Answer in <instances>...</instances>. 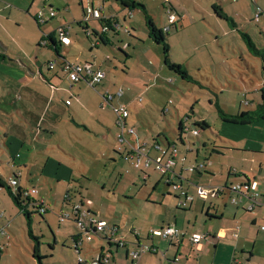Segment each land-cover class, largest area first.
<instances>
[{
  "label": "rangeland",
  "instance_id": "obj_1",
  "mask_svg": "<svg viewBox=\"0 0 264 264\" xmlns=\"http://www.w3.org/2000/svg\"><path fill=\"white\" fill-rule=\"evenodd\" d=\"M4 1L2 5H10L5 16L13 11L17 14L16 16H19L17 19L20 18L18 23L11 18L12 23L0 25V53L4 54L7 60L6 63H0V176L7 183L9 177L15 172L13 173L7 167V148L5 149L4 146L3 130L8 129L10 136L16 131L17 126H19L18 129H23L21 126H24L30 130L25 122L27 118H24L25 121L20 118L15 107L19 96L7 94L6 98L2 99L5 97L3 93H9L13 85L14 80L11 77H19L20 72L17 70L21 64L33 70L41 68V71L37 70V72L40 71V86L44 89L42 82L48 83L49 68L54 64L53 59L57 58V53L51 46L41 45L43 43L41 37L47 39L48 32L57 25L58 21H63L65 15L71 20L70 33L73 43L71 46L64 45L63 53L74 63L79 60L85 63V57L89 55L87 45H90V42L84 32L87 22L84 21L85 17L83 18L79 0L75 1L77 5H73V10L69 14H66L63 2L51 0L55 2V7L60 3V8L58 13L55 10L56 17L46 25L35 22L34 13L42 11L44 4L49 9L50 4L47 2L43 0ZM139 1L145 3L143 5L148 8V14L153 15L157 24L160 25L161 16H165L164 0ZM213 4L220 3L217 0H183L181 6V13L185 16L183 27H179L178 32L170 31L167 36L171 46V60L186 68L189 79H182L165 67L161 46L148 40L144 13L141 10H132L134 16L128 18L126 22L135 35L130 37L124 32L114 35L117 40L124 39V43H131V47L126 50L130 57L110 45L106 51L101 48L99 52L101 56L111 53L109 64L104 68L108 77L103 86L99 85L88 92L97 94L103 104L105 91L101 90L106 88V83L107 88L111 87L112 91L124 90L125 95L122 99H118L117 104L122 103L129 109L131 116L128 123L138 130V137L142 144H147V152L150 151L151 158L155 159L158 156V153L151 148V144L157 137L166 149L169 144H175L179 157L187 156V163L191 166L195 164L206 166L204 169L206 175L201 181L195 171L185 172V175H190L202 185L220 186L224 189L227 181L235 180V178H229L232 170L244 172L253 178L252 169H254L258 184L264 187V172L259 173L260 166L264 170V151L262 150L264 131L259 125L252 127L226 124L218 115V107L228 115H237L240 112L256 109L258 103L262 101L264 0H232L228 3L225 9L230 14V19L235 20L238 26L233 24L232 19L225 22L215 18ZM28 9H31V14H28ZM199 9H204L202 10L204 14L200 13ZM259 11L263 16L257 21L256 14ZM123 19L122 17L121 20ZM92 23L95 22H89L88 25ZM239 30L251 37L256 48L261 51L260 54L249 48ZM145 41L146 44H144ZM54 66V71L63 75L60 66L57 64ZM140 99L142 102H139ZM170 101H172L171 105H169ZM105 104L106 106L102 108L103 113L106 114L105 123L108 124L110 120L113 122L115 119L116 125V116L111 106L107 102ZM62 106L64 121L71 115H74L78 121L82 120L79 114L72 112L74 110L70 106L64 104ZM166 106L169 112L164 115L163 110ZM97 107L101 109L100 105ZM4 113L10 115L8 120L3 117ZM203 119L210 128L203 130L196 125ZM110 124L112 125L111 122ZM181 124L183 133L180 132ZM40 127L45 134L46 126ZM68 129L62 125L57 132L50 133L51 142L41 140L37 142V139L28 142L23 147V159L19 160L26 161L27 155L29 154V157L32 155L29 160L32 172L29 175L27 170L20 168L21 181L27 180L29 175L28 179H32L34 184L27 186L28 190L33 187L38 190L37 194H32L33 199L35 201L46 199L48 203H51L50 207L44 203L49 210L44 217L33 213L31 219L32 231L35 237L39 238L40 256L47 257L43 261L44 264H78L75 244L71 236L67 235L78 233L77 228L68 221L60 222L61 213L72 209L71 206L66 205V209L59 211V206L67 194L65 191L70 190L69 194L74 196L71 199L73 203L81 197L90 199L92 201L90 218L105 224L106 232L115 225L120 226L118 235L127 239L130 251L133 250L130 243L135 240V237L129 230L135 229L141 235V239H146L153 226L155 227L165 216L174 218L176 214L181 222L183 215H188L191 217L190 226H196V228H202L206 222H209L200 211L182 212L180 208L178 209L175 196H178L180 192L167 185V178L163 177L164 173L154 170V166L151 169L145 168L149 175L148 179H145L141 169H136L131 160L124 159L118 152L120 148L117 145L119 132L117 127L113 128L114 135H110L111 144L117 145L118 151L109 150L108 155L105 150L106 142L102 136L92 134L87 138L82 128ZM194 129L199 131L198 136L192 134ZM229 139L238 148L243 149L249 142L254 144L256 149L245 154L228 150L226 148L231 146L225 142ZM12 146L17 149L15 145ZM12 146L9 144V147ZM215 147L220 148V154L213 152ZM51 160L58 166L62 164L69 171V174L64 176H73L70 182L60 181V186L53 190L52 187L62 180L59 178L63 177V173L49 177L46 171L42 175V169L46 165L53 170ZM61 188L66 190L60 191ZM259 191L262 195L258 201L259 208H256L252 215L257 214L260 223L264 220V193L261 189ZM226 197L216 199L210 196L207 206L212 203L215 210L219 213L224 212L226 218L230 220H234L235 213H237L238 221L252 216L246 212L250 207L248 203L241 204L240 201L238 206H234ZM33 210L32 208L31 211ZM245 225L246 228H250L249 223L246 222ZM97 237L101 240L99 235L95 236ZM83 240L85 250L96 248L98 244L97 241L88 242L85 237ZM35 241L29 236L27 217L20 213L10 195L9 188L0 186V263L39 264L38 258L34 256ZM257 251V264H264L263 243L258 246Z\"/></svg>",
  "mask_w": 264,
  "mask_h": 264
},
{
  "label": "crops",
  "instance_id": "obj_2",
  "mask_svg": "<svg viewBox=\"0 0 264 264\" xmlns=\"http://www.w3.org/2000/svg\"><path fill=\"white\" fill-rule=\"evenodd\" d=\"M60 1L63 2L64 4L66 14H69V12L73 10L72 9L73 5H77L75 2L77 0H60ZM136 1L141 4H145L139 0H136ZM174 1L176 4L174 3ZM174 1L164 0L163 9H164L165 16L163 17L161 16L160 25L157 24L158 22L156 21V18L153 15L150 16L148 14L150 18L152 19V21L155 23V25L159 29H162L167 35L172 30H174L175 32H178L179 30L178 28L183 27V24L185 21L184 20L185 16L184 14L181 13L182 12L181 6L183 4V0H174ZM217 1L220 4L219 5L213 4L212 6L213 10H214V7L216 6V8L219 11H222L223 15L227 17V19L231 20L232 18L230 19V14L226 11L225 7L228 3H231L232 0H217ZM1 2L2 3L0 4V25H7L9 23H12V19L15 23H18L20 18L17 19L19 16H16L17 14H15L13 11H11L8 14V16H5L6 10L8 7H10V5L4 6L2 4H4L5 1L2 0ZM47 3L50 4L49 9L44 4L43 10H42L46 16H48L51 9H53L54 11L56 10L57 13L59 12L58 9L60 8L59 7L60 3H58L56 7H55L54 1L52 2L51 0H48ZM79 5L82 10L83 18L85 17V8L89 5L94 6L95 8L101 9V15H102V19L100 20L89 21V22H95V23H92L93 25L92 24L88 25L89 22L85 24L84 32L87 36L88 41L90 42V45H87L88 46L87 53L89 55L88 56L86 55L85 60H84L86 61L85 63L87 64L89 63L90 65H92L93 69L95 70H98V69L105 70L104 68L109 64L108 61L111 59V56H110L111 53H108L107 56L106 55L101 56L99 52L101 48L105 49L106 51L108 49V45L114 47L117 51H120L121 49L124 53H126L125 56L130 57L126 50L131 47V43H128V42L124 43L123 42L124 39H122L121 41L120 39L117 40L114 37V35L115 33H118V32L119 33L124 32L130 35V37L133 36L134 33L130 31V28H128L127 26L128 22H126L128 18H132L134 16L133 11H129L128 9L123 8L119 3H117L114 0H79ZM146 9H147V13H149V10L147 7ZM19 10L23 12L21 9ZM202 10L199 9L198 11L200 13H203ZM38 13L39 12L34 13V19H35V22L37 23L38 21L36 17ZM28 14H31V9H28ZM56 15L57 14L55 12V17ZM171 15H175L176 17L173 22L170 21ZM66 16L67 15L63 17V21L61 22L58 21L57 25L53 26L54 28L52 29L47 28V29H51L48 32V35L49 34L53 35L57 39L58 42H59V39L56 35V30L60 28H65V30L67 31L69 35L70 40H72L71 33H70L71 31L70 21L71 20L68 18V16L67 17ZM215 16H216L215 18H217L219 21H225L219 18L216 13H215ZM122 17L124 18L123 19L124 22L121 20ZM54 18H49V20L45 23V25L51 22ZM84 21H85V18H84ZM144 22L146 24V20H144ZM235 22L236 21L233 20V24L235 26H238V24ZM79 24H81V22ZM104 27H108L109 30L107 32H103ZM236 28L239 29L238 27ZM239 32L241 31L239 30ZM42 38L43 37H41V42L43 43L41 44L40 42L39 44L43 45L44 47L51 46V43H49L50 41L48 38L47 39H44V38L42 39ZM148 40L149 41L151 40L149 36H148ZM72 43L73 41H70V44L68 46H71ZM144 44H146V41L144 42ZM63 47H64L63 44H61L60 47L57 46V49L60 52V56L57 55V58L53 59L54 64L59 65L60 68L62 69L63 75H60L59 72L54 71L55 66L53 64L49 68L48 83L45 84L44 82H42L44 89H41V86H40L41 85V76H40L41 68L37 69V70H40L39 72H37V70H33V68L29 69L21 64V66L20 65L18 66L19 68L17 70L18 72H20V75H18L19 77H15V76L11 77L12 80H14V82L12 83L13 85L11 89L9 90V93L7 92L3 93V96L5 97H2V99H5L7 94H10L14 97L19 96L18 97L19 100L16 101V104H15L16 110H18L19 112L18 114L20 118H22L23 120L24 118H27L26 121L25 120L24 121L30 127V130L24 128V126H21L23 127V129H18L19 126L16 125L17 129L15 132L13 131L14 133L12 134V136L8 135V129L3 130L5 134V140H3L4 146H5V149L7 148L6 149L7 150L6 151V154H7L6 162L8 165L7 167L10 168L13 171V173L18 171L21 168V169L27 170V172L30 175L31 174L30 172H32L30 168L32 167L30 165L31 162L29 160L31 159L32 155H30L29 157V154H28L26 161H23V162L19 161L23 159L22 158L23 147H25V145L28 142H33L36 139H37V142L39 140L44 141V142H51L52 136L50 135V133H55V131L57 132L58 128L61 127L62 125L66 126L67 129L68 127L70 129L71 127L82 128V131L85 132L84 136L87 138L90 137L92 134H95L96 136H102L104 142H106L105 150H107L106 152L107 155L109 153L108 152L109 150L118 151L117 145H119V143L117 145L111 144V141H112L111 135H114L113 128L117 127L115 125V119L113 122L112 120H110L112 125L108 121H106L108 122V124H106L105 119H104L106 114L103 113L102 111V108L106 106L105 104L106 101H102L103 104H101L100 98L97 94H90L88 92V91H91L90 89H93V90L96 89L97 86L99 85L101 86L104 85V81L107 80V77H108L107 72H106L105 79L102 82H100L98 85H96L95 88L90 86L88 84V80L86 79L78 83H74V84L71 83L68 79L67 73L63 70V64L66 61L73 62V63L74 61L70 60L66 56V54L63 53L64 52ZM52 48L54 49V47ZM135 50H136V47H135ZM136 53L138 54L137 51ZM139 59L140 57L138 56V60ZM6 61L7 60L5 59L4 61H2V63H6ZM75 63L84 64L80 60ZM111 66L116 67L115 65H111ZM37 80H39V82H37ZM107 86L108 84L106 83L105 85L106 88H104L101 91L103 92L105 91L104 93L109 92V94H116V92L119 90L123 91V94L121 97L119 98L117 97L114 99L113 104L116 105L118 99H122L124 97L125 92L123 89L112 91L111 87L107 88ZM62 104L66 106L67 105L70 106L71 109L74 110L72 112L73 113L76 112L77 114H79L82 117V120L78 121V119H76L74 115H71L70 118L64 121L63 113H62L63 111ZM98 105L101 106V109L97 107ZM9 116L10 115L8 113L6 114L4 113L3 115V117L7 120L9 119L8 118ZM130 116H131V113H130ZM2 122L4 123L5 126H7L4 121ZM127 124L129 126H133L128 123V120H127ZM226 124H229V123H226ZM41 125H45L47 128V131L45 134H43L42 132L44 130H41V127H40ZM256 125H259L264 131V121ZM256 125H253V126H256ZM240 126H248V125H240ZM86 134L89 136H87ZM139 140L141 142L140 138ZM9 144L11 146L15 145V148L17 149H14L13 146L9 147ZM225 144L231 146V148H226V149L244 153V154L251 153L252 149H256V147H254V144H249V142L246 143V145H244L243 149L238 148L234 144V142H232L230 139L228 140V142H225ZM262 150L264 151V148ZM118 152L120 153V151ZM190 152H191V149L189 150V153ZM50 162H53V165H52L54 166L53 170L50 169L48 165H46L42 169V175L46 171L48 172L49 177L53 176L54 174L61 175V172L63 173L62 175L63 177L59 178L62 180H59L57 184L52 187V190L60 186V183H59L60 181L66 180L70 182V180H72L71 178L73 176H64V175L69 174V171L62 164L58 166L55 161L51 160ZM187 162H188L187 156L184 155V156L179 157V153H178L176 164L173 170L177 174L183 175V178H184L182 180L183 185L185 186V188L189 190L191 194H195V185H201V186H205V185H202L201 182L199 181H195L194 179L191 178L190 175H185L184 170L188 168V166H191ZM204 169L196 172L200 181L203 178V176L206 175V172H204ZM252 170L254 172L253 178L248 176L244 172H241L238 170H232L233 173L232 172L230 173L229 178H235V180L227 181L225 183L226 187H229L230 185L235 184V183H245L248 181H257V179L255 178L256 176L255 170L254 169ZM263 172H264L263 167L260 166L259 173H263ZM29 175L27 176V180L21 181V186L23 189H28V187L31 186V184H34L32 179H28ZM147 177H149L148 174L147 176L144 175V178H147ZM163 177L167 178V174H163ZM207 187H210V186H207ZM33 188H36V187H33ZM213 188H220V186H215ZM260 189L264 193V187H261L259 185V190ZM64 190H66V188H61L60 191H64ZM65 193L67 194L65 195L63 199V203L61 204V206H59L60 212L66 209V205L72 207L76 203V202L73 203L71 200L74 196L69 194L70 190L65 191ZM68 194L70 196V199H69V196H67ZM222 196H227L226 198L228 199L230 204H232L231 202L232 197L238 196L241 198V204L248 203L250 207L252 205L251 200H249L247 197L240 196L238 193H232L230 189L228 188L225 189L224 192H222L221 194L217 196H211V197L220 199L222 198ZM175 199H176V203H178L179 195L175 196ZM32 200H35V199H33L32 197ZM41 201H43L50 207L51 203H48L46 199H42ZM199 201L203 203H200ZM208 201H209V198L206 200L196 198L195 202L189 205L187 208L185 209L180 208L182 212H187L188 210H192V211L195 210V211H200L201 214H204L206 218L209 220V222L208 223L206 222V224L202 228H199V227L196 228V226H190L191 217L188 215H183L182 221L180 222L179 221L180 219L178 218L176 214L174 215L175 216L174 218H169L168 216L163 217L160 220V222L155 227L153 226L152 228V229H159V228L168 226L170 224H174L180 231V236L178 238H175L172 240L163 239V238L150 239L148 235L146 239H141V235H139L138 232L135 231V229L129 230L131 234L135 237V240L132 243H130L133 246V250H138L140 245H144L145 248H147L146 252L142 255L141 259L136 263L133 262V260L129 256V251H130L129 243L127 242V239L126 240L123 239L122 235L121 236L117 235V237L119 238V240L125 241L127 243L126 248L117 247L116 241H112L110 243L107 239H105V237H103L104 239L101 238V240H99L98 237L95 238L96 236L95 235L94 236L95 239L91 243H93L94 241H97L98 244H96L97 245L96 248L85 250L83 247L84 246V242H83L82 246L80 247L79 252L76 251V253H78V256H77L78 264H81L79 263V258H82L84 260L82 264H90L93 259H95L100 254H104L105 252H109L112 255V259L109 264H257L258 259H256V256L258 252L257 251L258 246L261 245V243L264 244V232L259 229L260 226L264 225V220L259 223L258 215L257 214L252 215V213L256 210V208H259V207L255 206V208H253L252 210H250V207H249V209H247L246 212H248L252 216L248 219L242 218V220L238 221L237 213H235L234 220H230V218L228 217L226 218V215L224 212L219 213L217 210H215L212 203H210V206H207ZM238 205L239 203L234 206H238ZM31 209L32 208L28 209L31 213L38 214L37 212H35L36 209L33 208L34 209L33 211H31ZM67 212H70V211L67 210ZM41 217H44V216H41ZM69 222L70 224L74 225L73 222L71 221ZM246 222L250 224V228H246V225H245ZM115 226L118 228H121L118 225H115ZM244 230H246V232ZM218 233H223L224 237L219 236ZM195 234H206L208 235V238L205 240H202L199 245H196V244H193L191 241V236ZM67 235L71 236L74 242L75 239L73 236H76L77 238L78 233H75V232L68 233Z\"/></svg>",
  "mask_w": 264,
  "mask_h": 264
},
{
  "label": "built area",
  "instance_id": "obj_3",
  "mask_svg": "<svg viewBox=\"0 0 264 264\" xmlns=\"http://www.w3.org/2000/svg\"><path fill=\"white\" fill-rule=\"evenodd\" d=\"M47 2L48 0H43ZM262 13L259 11L256 14V20L259 21L262 17ZM55 17V11L53 9L50 10L49 15L46 16L43 11H40L37 14L38 23L45 24L49 18ZM175 15H171L170 21L173 22L175 19ZM102 19L101 9L95 8L94 6H87L85 8V21L89 22L91 20H100ZM109 30L108 27L103 28V32H107ZM56 35L63 45L70 44V38L65 30V28H60L56 30ZM63 70L67 73L68 79L71 83H78L84 79L88 80V84L93 88L96 87L100 82H102L106 77V71L103 69L95 70L92 65L89 63L77 64L73 62L66 61L63 64ZM123 94L122 90H119L116 94H109L106 92L104 95L105 101L110 104L115 116H116V126L119 129L117 134V140L119 143L120 152L122 153L124 159L131 160L132 164L136 169L145 170L151 169L154 166L155 170L161 171L164 174H167V185H169L173 190L180 192L179 201L177 203L178 208L185 209L189 205L193 204L196 198H200L203 200L208 199L210 196H217L224 192L225 189H230L232 193H238L240 196H245L249 200H251L252 205L250 210L258 206V200L261 197L259 193V184L257 181H248L245 183H235L226 188H213L201 185H195V194H191L187 188L183 185L182 180L183 175L177 174L174 172L173 168L176 164V159L178 156V148L175 144H169L168 149L164 148L160 142H155L151 144V148L154 149L158 156L153 159L150 157V151L147 152V144H142L138 138L137 129L133 126H129L127 124V120L130 117V111L127 106L118 103L116 105L113 104L116 96L121 97ZM142 102V99L139 100ZM172 104V101L169 102V105ZM247 104V103H245ZM164 112L167 114L169 112L168 106L164 109ZM194 136L199 135V131L194 129L192 131ZM135 144H134V143ZM206 166L201 164H195L192 166H188L184 170V172H194L197 170H202ZM21 177L22 174L19 171H16L13 175H11L8 179V184L13 190H17L21 186ZM38 190L36 188H32L31 190L24 189L23 197L27 199V201L23 204L27 209L34 208L35 212L40 214H45L49 210L43 201H35L32 200L33 195L37 194ZM70 199V196H69ZM241 201V198L238 196H234L231 199L232 204L236 205ZM82 202V203H81ZM84 202V203H83ZM91 205L92 201L87 199L85 201L80 200L77 201L70 212L61 213L60 222H66L73 220L76 226L79 229L80 238H78V242L75 245L76 251L79 252L80 247L82 246L85 237L88 242H92L94 240L95 235H99L101 238L103 236L112 241H116L121 247L126 248L127 243L125 241L119 240L117 235L119 234V228L114 226L109 232H106V226L102 222H97L90 218L91 215ZM264 232V225L259 228ZM219 236L224 237L223 233H218ZM180 236L179 229L174 225L170 224L168 226L152 229L149 232V238H163L172 240L178 238ZM208 238L206 234H195L191 236V241L193 244L199 245L202 240ZM147 248L144 245H140L138 250L129 251V256L133 260V262H138L142 255L146 252ZM112 255L109 252H105L104 254L98 255L95 259L92 260L90 264H109L111 262ZM177 261V260H176ZM84 260L79 258V263H83Z\"/></svg>",
  "mask_w": 264,
  "mask_h": 264
},
{
  "label": "trees",
  "instance_id": "obj_4",
  "mask_svg": "<svg viewBox=\"0 0 264 264\" xmlns=\"http://www.w3.org/2000/svg\"><path fill=\"white\" fill-rule=\"evenodd\" d=\"M114 1H116L123 8H126L129 11L141 10L144 13L145 19H146V27H147L148 36L155 44L161 46L162 53H163V62H164L165 67L168 68L169 71L176 73L182 79H189V74H188L186 68L184 66L180 65V64L174 63L171 60V46H170V44L167 41V36L168 35L162 29H159L155 25V23L152 21V19L150 18V16L147 13L146 7L143 4L137 2L136 0H114ZM214 11H215V13L217 14V16L219 18H221V19H223L225 21L229 20V19H227V17H225L223 15L222 11H219L216 8V6L214 7ZM241 33H242L241 37L245 39V41H246L247 45L249 46V48L252 49L254 52H257L258 54H260L261 51L256 48V45L253 42V40L251 39V37L245 32H241ZM47 38L49 39V41L51 43V46L54 47L55 52L57 53V55L60 56V52L58 51L57 46H59V44L61 45V43L58 42L57 39L51 34H49L47 36ZM120 51L123 52L121 49H120ZM5 59H6V56L4 54L0 53V63L2 61H4ZM218 113H219L218 115H219L220 119L224 123H229V124H234V125L253 126V125H256V124H258L260 122H263L264 121V91L262 93V101L258 103L257 108L254 109V110H249V111H246V112H240L237 115H228L227 113H224L218 107ZM163 114L164 115L166 114L164 112V110H163ZM196 125L199 126L203 130H206V129L210 128L209 124L205 120L198 121L196 123ZM182 131H183V127H182V124H181L180 132H182ZM155 142H159L157 137H155V140H154L153 143H155ZM213 152L220 154L221 150H220L219 147H217V148L215 147L213 149ZM121 155H122V153H121ZM141 171L143 172L144 175L147 176V172L145 170H141ZM198 171H200V170H197L195 172H198ZM0 186L9 188L10 195L13 197V200H14L15 204L19 208L20 212L23 213L27 217L28 226H29V236H30L31 239L36 240L35 241V245H34V256L36 258H38L39 263L42 264L43 261L47 257L44 258V257L40 256V248H39V242H38L39 238L35 237V235H34V233L32 231V228H31V221H32L31 218H32L33 213H31L25 206H23V204L27 201V199L23 197L24 189L22 187H20L17 190H13L10 187V185L8 184V182L6 183L5 180L1 176H0ZM80 200L85 201L87 199L81 197ZM80 200H78V201H80ZM90 212H91V210H90ZM38 214L41 215V216L45 215V214H40V213H38ZM70 221L74 223V225H75V227L77 228V231H78L77 238H76V236H73L74 239H75L74 240V244L76 245L77 242H78V238H80L81 236H80L79 229L76 226L75 222L73 220H70ZM105 239H107V238H105ZM107 240L110 243L112 242V240H110V239H107ZM116 246L120 247V248H124V247L119 246L118 244H116ZM75 249H76V247H75Z\"/></svg>",
  "mask_w": 264,
  "mask_h": 264
}]
</instances>
